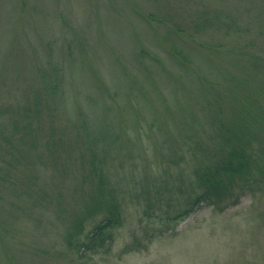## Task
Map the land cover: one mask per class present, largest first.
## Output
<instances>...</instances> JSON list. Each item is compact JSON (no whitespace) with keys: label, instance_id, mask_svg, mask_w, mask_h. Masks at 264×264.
Segmentation results:
<instances>
[{"label":"rangeland","instance_id":"rangeland-1","mask_svg":"<svg viewBox=\"0 0 264 264\" xmlns=\"http://www.w3.org/2000/svg\"><path fill=\"white\" fill-rule=\"evenodd\" d=\"M233 142L253 172L218 178L224 208L154 214ZM91 148L123 220L85 252ZM0 264H264V0H0Z\"/></svg>","mask_w":264,"mask_h":264},{"label":"trees","instance_id":"trees-1","mask_svg":"<svg viewBox=\"0 0 264 264\" xmlns=\"http://www.w3.org/2000/svg\"><path fill=\"white\" fill-rule=\"evenodd\" d=\"M55 88H56V83ZM40 94L37 95V100L41 99ZM25 113L26 111L29 112V109L25 107V110H23ZM56 132L58 133V129H56ZM8 136V135H7ZM6 136V137H7ZM60 145L62 146L61 142H58L56 144L53 143V153L56 157L55 148L57 150V147L60 148ZM230 152L226 154L225 159H216L214 167L209 169L208 171L203 170L201 173V177L204 179L206 183H210L211 188L209 190H202L200 193L195 197L194 201L189 202L186 207L177 213L172 214L170 211H167V209H164L162 213H154L157 214L158 217H166L169 219L168 221H175L178 220V218H185L188 216L191 211L196 209L198 205L201 202L210 203L213 205L214 208L222 209L224 208L223 205L219 204V201L215 198L218 197V195H213L211 193V189L218 190L220 182L218 183V178H221L223 175L231 177L235 176L237 174H244V173H252L253 169V154L245 155V149L238 143L233 142V144L230 147ZM98 154L95 151L94 148H91L90 154L87 158L89 160L88 163V170H85V177H87L89 180L93 181L94 183H97V193L95 195V199L93 203L88 207V215H96L100 212H105L103 218L94 225V227L91 229V231L88 233V238L85 240V242L80 244V240L75 239V236L73 235L72 239H70L69 244L76 245L81 249L85 247V252L90 251L91 249H97L98 247H108L113 239V233L111 231V228L114 226H119L122 224L123 220V213H122V207L120 205L119 199H117L114 190L109 191L107 185H106V179L104 177V173L102 170V167L97 159ZM90 158V159H89ZM86 180V179H85ZM95 180V181H94ZM215 180V181H214ZM198 181L203 185L202 180L199 178ZM198 182V183H199ZM166 183V181H165ZM199 183V184H200ZM167 184V183H166ZM146 187L149 189V185H146ZM163 191L165 189L164 187H160ZM172 191V189L170 188ZM147 194V193H142ZM147 198L150 200V195L147 196ZM156 201V199H155ZM168 202V200L166 201ZM151 204V203H149ZM145 213L149 216V214H152L149 212L150 206H146ZM150 207V208H149ZM170 207V206H166ZM161 212V211H160ZM174 226V225H173ZM78 228V227H77ZM171 226H168V230L171 229ZM162 230L161 228H154L150 231H146L145 236H141L140 238L134 234L132 240L125 245L123 248V252H128L134 249H140L143 248V239L152 240L154 239L158 233ZM81 245V246H79ZM81 255L82 251L80 250Z\"/></svg>","mask_w":264,"mask_h":264}]
</instances>
